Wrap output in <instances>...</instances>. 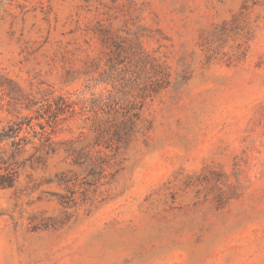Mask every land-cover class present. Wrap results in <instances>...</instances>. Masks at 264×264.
Segmentation results:
<instances>
[{
    "label": "rangeland",
    "instance_id": "374dc122",
    "mask_svg": "<svg viewBox=\"0 0 264 264\" xmlns=\"http://www.w3.org/2000/svg\"><path fill=\"white\" fill-rule=\"evenodd\" d=\"M0 264H264V0H0Z\"/></svg>",
    "mask_w": 264,
    "mask_h": 264
},
{
    "label": "trees",
    "instance_id": "16d2710c",
    "mask_svg": "<svg viewBox=\"0 0 264 264\" xmlns=\"http://www.w3.org/2000/svg\"><path fill=\"white\" fill-rule=\"evenodd\" d=\"M12 137L9 133H6V132H1L0 133V139H8Z\"/></svg>",
    "mask_w": 264,
    "mask_h": 264
}]
</instances>
